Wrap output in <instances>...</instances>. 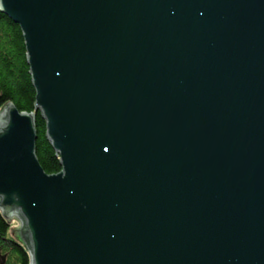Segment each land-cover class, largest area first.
Wrapping results in <instances>:
<instances>
[{
	"label": "water",
	"instance_id": "95a60500",
	"mask_svg": "<svg viewBox=\"0 0 264 264\" xmlns=\"http://www.w3.org/2000/svg\"><path fill=\"white\" fill-rule=\"evenodd\" d=\"M35 115L0 112V210L30 264H264V0H0ZM4 262V258H3Z\"/></svg>",
	"mask_w": 264,
	"mask_h": 264
},
{
	"label": "trees",
	"instance_id": "16d2710c",
	"mask_svg": "<svg viewBox=\"0 0 264 264\" xmlns=\"http://www.w3.org/2000/svg\"><path fill=\"white\" fill-rule=\"evenodd\" d=\"M9 103L15 104L21 112L35 115L37 157L48 174L59 172L62 168L60 155L47 136L46 119L41 110L36 109V89L22 29L0 9V109ZM15 218L5 216L0 210V264L31 262L23 225L17 229L12 228ZM11 230L17 239L9 237Z\"/></svg>",
	"mask_w": 264,
	"mask_h": 264
},
{
	"label": "rangeland",
	"instance_id": "374dc122",
	"mask_svg": "<svg viewBox=\"0 0 264 264\" xmlns=\"http://www.w3.org/2000/svg\"><path fill=\"white\" fill-rule=\"evenodd\" d=\"M2 111V109H0V112ZM21 226V222L17 219V217L15 218V220L12 221V228H19ZM9 237L13 238V239H17V237L13 234L12 230L9 233Z\"/></svg>",
	"mask_w": 264,
	"mask_h": 264
}]
</instances>
